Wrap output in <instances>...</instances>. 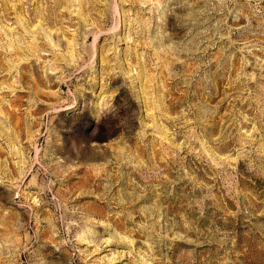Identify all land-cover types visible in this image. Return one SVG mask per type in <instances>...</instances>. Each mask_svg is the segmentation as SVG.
<instances>
[{
    "label": "rangeland",
    "instance_id": "rangeland-1",
    "mask_svg": "<svg viewBox=\"0 0 264 264\" xmlns=\"http://www.w3.org/2000/svg\"><path fill=\"white\" fill-rule=\"evenodd\" d=\"M1 19L0 264H264V0Z\"/></svg>",
    "mask_w": 264,
    "mask_h": 264
},
{
    "label": "bare ground",
    "instance_id": "bare-ground-1",
    "mask_svg": "<svg viewBox=\"0 0 264 264\" xmlns=\"http://www.w3.org/2000/svg\"><path fill=\"white\" fill-rule=\"evenodd\" d=\"M5 3H6V2H5ZM7 3H8V2H7ZM1 6L5 9V5H4V3H3ZM2 7H1V8H2ZM5 10H6V9H5ZM2 13H3V12H2ZM4 14H5V13H4ZM4 16H5V15H4ZM5 17H6V16H5ZM5 17H4V18H5ZM2 21H3V19L0 20V25H1V22H2ZM4 29H5V30H4V33L7 34V32H5V31H7V30H6L7 28H5V26H4ZM0 31H1V28H0ZM0 35H1V34H0ZM3 46H4V45H3ZM3 46H2V47H3ZM25 46H26V45H25ZM34 47H35V46H34ZM6 49H7V48H6Z\"/></svg>",
    "mask_w": 264,
    "mask_h": 264
}]
</instances>
